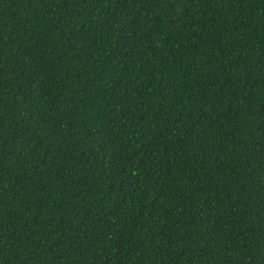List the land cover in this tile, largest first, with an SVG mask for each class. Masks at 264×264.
<instances>
[{
  "label": "trees",
  "instance_id": "1",
  "mask_svg": "<svg viewBox=\"0 0 264 264\" xmlns=\"http://www.w3.org/2000/svg\"><path fill=\"white\" fill-rule=\"evenodd\" d=\"M0 264H264V0H0Z\"/></svg>",
  "mask_w": 264,
  "mask_h": 264
},
{
  "label": "bare ground",
  "instance_id": "2",
  "mask_svg": "<svg viewBox=\"0 0 264 264\" xmlns=\"http://www.w3.org/2000/svg\"><path fill=\"white\" fill-rule=\"evenodd\" d=\"M187 112V111H186ZM178 139V138H177ZM189 141V140H188ZM182 143V142H181ZM184 144V143H183ZM169 146V145H168ZM187 146V145H186ZM182 150V149H181ZM127 258V257H126Z\"/></svg>",
  "mask_w": 264,
  "mask_h": 264
}]
</instances>
